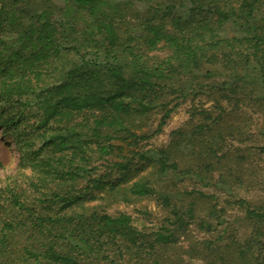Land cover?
<instances>
[{"label":"trees","instance_id":"obj_1","mask_svg":"<svg viewBox=\"0 0 264 264\" xmlns=\"http://www.w3.org/2000/svg\"><path fill=\"white\" fill-rule=\"evenodd\" d=\"M60 1L0 0V264H264V0Z\"/></svg>","mask_w":264,"mask_h":264},{"label":"rangeland","instance_id":"obj_2","mask_svg":"<svg viewBox=\"0 0 264 264\" xmlns=\"http://www.w3.org/2000/svg\"><path fill=\"white\" fill-rule=\"evenodd\" d=\"M54 3L56 5H60L61 1L54 0ZM189 109L190 104L188 103L177 109V111L168 121L164 132L161 135L153 138L149 142V147L160 148L166 146L170 141V134L173 131H176L187 125V122L190 118ZM19 157L20 155L13 138L0 128V160L3 161V166L0 168V188L4 187L5 180L8 177H14V179L18 180L21 179V176H19L20 174L18 175ZM241 195L243 198L254 201L255 203H259L261 201L264 202V192L255 193V191H252L251 193H242ZM158 206L159 205L153 200L145 201L133 206L119 204L109 209V213L111 215L125 213L132 216L134 219H139L142 222H146V224L153 223L154 225H159L160 222L163 221L164 217H166V214ZM226 217L227 224L220 227L217 233L206 234L192 228V235L199 240L207 241L215 240L220 234H223L224 231H228L227 235L224 237H232L242 242L250 237L251 227L248 222L243 221V211H229ZM150 229L151 228L148 230Z\"/></svg>","mask_w":264,"mask_h":264}]
</instances>
